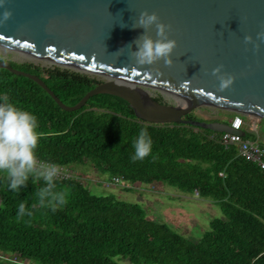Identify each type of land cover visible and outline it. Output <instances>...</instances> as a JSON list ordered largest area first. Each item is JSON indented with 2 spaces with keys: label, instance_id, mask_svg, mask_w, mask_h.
Wrapping results in <instances>:
<instances>
[{
  "label": "trees",
  "instance_id": "obj_1",
  "mask_svg": "<svg viewBox=\"0 0 264 264\" xmlns=\"http://www.w3.org/2000/svg\"><path fill=\"white\" fill-rule=\"evenodd\" d=\"M10 63L40 76L67 105L101 81L60 66ZM5 95L36 113L38 160L61 167L89 163L94 171L131 184L162 181L212 199L225 218L212 219L202 237L192 241L149 218L139 203L97 195L75 177H57L66 203L52 211L39 203L42 177L30 176L16 192L0 172V264H121L119 258L134 264H264V169L238 155L236 144L223 143L222 132L190 123L146 122L126 100L108 93L65 110L35 80L0 67V98ZM155 98L165 102L160 94ZM185 118L199 119L193 112ZM142 126L152 136V152L132 161V140ZM244 131V138L259 140ZM22 201L31 216L17 215Z\"/></svg>",
  "mask_w": 264,
  "mask_h": 264
},
{
  "label": "water",
  "instance_id": "obj_2",
  "mask_svg": "<svg viewBox=\"0 0 264 264\" xmlns=\"http://www.w3.org/2000/svg\"><path fill=\"white\" fill-rule=\"evenodd\" d=\"M5 8L12 15L0 23V51L105 77L76 104L67 105L40 76L0 59V67L35 80L65 110L108 93L126 100L138 118L151 123H190L244 134L229 121L185 118L206 105L264 119V37L257 36L264 33V0H5L0 19ZM144 9L155 11L177 42L170 65L163 59L137 64L132 55L145 31L133 27ZM146 31L157 38L155 24ZM248 34L252 41L245 40ZM217 66L221 73L212 71ZM221 74L235 77L223 90ZM150 89L179 101H159Z\"/></svg>",
  "mask_w": 264,
  "mask_h": 264
},
{
  "label": "clouds",
  "instance_id": "obj_3",
  "mask_svg": "<svg viewBox=\"0 0 264 264\" xmlns=\"http://www.w3.org/2000/svg\"><path fill=\"white\" fill-rule=\"evenodd\" d=\"M5 0H0L3 5ZM12 15V10L5 8L0 23L7 21ZM153 24L156 26L157 38H153L146 30ZM133 27H143L145 31L136 39V47L132 55L137 64H152L163 59L165 64H172L171 53L176 46V40L169 38L167 25L160 20L155 11L144 9L139 14L138 22ZM258 37H264V33H257ZM246 41H252L251 34L245 36ZM257 47L259 45L257 44ZM221 67L217 66L212 71L221 73ZM235 77L230 74L220 75V89L231 85ZM39 121L35 112L17 105L5 95L0 98V172L6 175L8 187L16 192L22 185H27L29 177H42L46 182L39 189V203L42 206L56 211L58 205L66 203L63 191H58L56 179L59 167L55 163H44L38 160L37 148L40 140L38 131ZM134 152L130 154L132 161L143 160L152 152L153 139L147 126L138 129L132 140ZM31 216L32 209L25 202L18 204L17 215Z\"/></svg>",
  "mask_w": 264,
  "mask_h": 264
},
{
  "label": "rangeland",
  "instance_id": "obj_4",
  "mask_svg": "<svg viewBox=\"0 0 264 264\" xmlns=\"http://www.w3.org/2000/svg\"><path fill=\"white\" fill-rule=\"evenodd\" d=\"M3 58L15 60L18 62L30 61L42 66H60L74 70L71 66H62L53 62L27 57L19 54L0 51ZM86 73V72H84ZM95 76L100 80L105 79L104 76L87 73ZM151 93L156 96L162 95L163 99L170 103H177L178 98L170 94H162L157 89H150ZM194 115L200 120H208L211 118H223L229 121L231 118V110L218 106L206 105L201 106L193 111ZM244 128L253 131L258 139L264 141V119L254 120L248 116H244ZM251 126H255V131ZM70 176L77 177L81 180L93 193L97 195L114 194L118 199L137 202L146 211L149 218L167 223L171 228L181 233L192 241H198L203 233L210 228V221L214 218H225L221 208L210 198L200 197L196 192H184L177 187L169 185L162 181L151 183L131 184L129 189H125L120 185H106V173H99L90 168L89 163L71 164L59 168ZM87 177H96L102 182L86 181ZM121 264H134L127 258H119ZM34 264V263H23Z\"/></svg>",
  "mask_w": 264,
  "mask_h": 264
},
{
  "label": "built area",
  "instance_id": "obj_5",
  "mask_svg": "<svg viewBox=\"0 0 264 264\" xmlns=\"http://www.w3.org/2000/svg\"><path fill=\"white\" fill-rule=\"evenodd\" d=\"M229 125L232 129H236V130L244 129L245 119L243 118V115L240 113H235L229 119ZM221 140L225 144H230V143L236 144L238 148V155H240L241 157L245 158L248 161L258 164L262 169H264V142H261L259 140H251L248 138H244L243 135L238 132H229V131L222 132ZM58 167L60 168L61 166ZM58 177H71V176L68 174V172L66 173L65 171L60 170ZM86 181L102 182L96 177L95 178L87 177ZM103 182L106 183V185H120L122 187H130V182L124 180L119 176H113L111 178H107V180H104Z\"/></svg>",
  "mask_w": 264,
  "mask_h": 264
},
{
  "label": "crops",
  "instance_id": "obj_6",
  "mask_svg": "<svg viewBox=\"0 0 264 264\" xmlns=\"http://www.w3.org/2000/svg\"><path fill=\"white\" fill-rule=\"evenodd\" d=\"M251 128H252V130H254V131L256 130V129H255V126H253V127L251 126Z\"/></svg>",
  "mask_w": 264,
  "mask_h": 264
},
{
  "label": "bare ground",
  "instance_id": "obj_7",
  "mask_svg": "<svg viewBox=\"0 0 264 264\" xmlns=\"http://www.w3.org/2000/svg\"><path fill=\"white\" fill-rule=\"evenodd\" d=\"M57 64V63H56ZM70 67V66H69ZM71 68H72V66H71ZM73 68H76V67H73ZM81 69V68H80ZM81 70H85L86 71V69H81Z\"/></svg>",
  "mask_w": 264,
  "mask_h": 264
}]
</instances>
